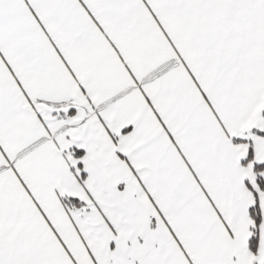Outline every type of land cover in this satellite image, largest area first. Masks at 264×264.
<instances>
[{"label":"snow or ice","instance_id":"6c2138e0","mask_svg":"<svg viewBox=\"0 0 264 264\" xmlns=\"http://www.w3.org/2000/svg\"><path fill=\"white\" fill-rule=\"evenodd\" d=\"M0 264H264V0H0Z\"/></svg>","mask_w":264,"mask_h":264}]
</instances>
